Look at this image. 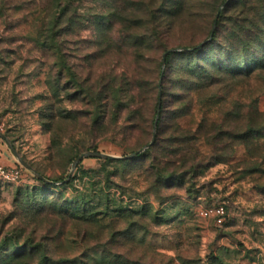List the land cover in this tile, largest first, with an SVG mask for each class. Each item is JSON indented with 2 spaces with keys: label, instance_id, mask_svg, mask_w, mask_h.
I'll list each match as a JSON object with an SVG mask.
<instances>
[{
  "label": "rangeland",
  "instance_id": "1",
  "mask_svg": "<svg viewBox=\"0 0 264 264\" xmlns=\"http://www.w3.org/2000/svg\"><path fill=\"white\" fill-rule=\"evenodd\" d=\"M239 1L0 0V133L32 168L0 138L24 171L0 181V264H264V68L213 66L241 48V25L264 59L248 24L263 0ZM218 12L199 53L209 72L191 74L181 53L204 45ZM124 86L128 101L114 95ZM151 131L149 151L124 159ZM88 151L122 162L84 157L71 172ZM218 205L222 224L199 216Z\"/></svg>",
  "mask_w": 264,
  "mask_h": 264
},
{
  "label": "trees",
  "instance_id": "2",
  "mask_svg": "<svg viewBox=\"0 0 264 264\" xmlns=\"http://www.w3.org/2000/svg\"><path fill=\"white\" fill-rule=\"evenodd\" d=\"M226 2L227 1H224L222 3V6H224V4ZM241 3H243V2H240L239 0H234L232 5L234 7L235 6L238 7V6H240ZM227 5L228 4H226L225 6H227ZM61 8L60 9L58 8V10L60 11V14L63 15L64 11H65V8H62V9ZM260 8H261V12L258 15H256L257 16V18H256L257 22H255V16H252L248 20V24L250 25V27L254 26V28L257 30V33H258V36H259L258 37V41H259L258 47H261L263 42H264V0H263V6L261 4ZM31 16H33V15H31ZM221 17H222L221 16V12H218L216 14L214 22H213V25H215L216 27H215L213 32H212V29H211L210 34L208 36L209 40L202 47L184 48V51L181 54L186 59V62H185V65H184V70L185 71H187V72H189L191 74H206V73L209 72V70L206 69V67H204L203 64L201 63V60H202L203 56L199 55V53H201V52L203 53V51H201V50L202 49H206L215 40L216 35H217V27L219 25V22L221 21ZM58 21H59V17L57 18V20L50 19L48 21L46 30L44 31L46 33V38H49V40L51 41L52 44H53L54 38L56 37L57 33L60 32V31L56 30V25L58 24ZM241 23H243V21H241ZM247 30H248V27H246L244 25L243 26L241 25V26L238 27V31H240V32L242 31L243 32L240 36L238 34V39H239L238 40V45L242 49L240 48V49H237V50H229V51H227L226 54H225L226 61H224V63L222 62L221 53H220L219 60L216 63L215 62L213 63V66H216V67H214L215 70L222 69L223 64L232 62L233 60H236L234 65H232V63H229V65L232 66L233 68L230 67L229 65L225 67L226 69L232 68V73L233 74H236V73H238L240 71L246 72L248 74L253 69V67H251V66L264 68V59L261 56H256L255 54L252 55V52L251 53L249 52L251 41H248V39L246 37V35H247L246 31ZM211 33H212V35H211ZM242 37H243V39H242ZM165 53H167V55L165 57V65H166V68H167V65L169 64V59H170V57L172 55V52L171 51H166V52L163 53V55ZM247 57H248V60L245 59ZM4 65H7V64H4ZM158 76H159V82L160 81L163 82L164 78H165V75L162 73V61H161V63L158 66ZM159 82H158V89L160 90ZM117 89L118 90H116L114 92V95L117 94L118 92H120V93L123 92L125 98H127V101H128V99L129 100L131 99V93L130 92L132 90L129 87L127 88V87L124 86V88H117ZM159 101H160V99H159ZM158 108L160 109L159 106H158ZM47 110L50 112L49 113L50 115H49V118H48L49 121H47V122L55 120L57 118V115H56V113L54 111V103H51V102L48 103ZM141 118L142 119L144 118V111H142V113H141ZM154 124L157 127L158 124H159V121H157L155 123L153 121V124H152L153 127H154ZM46 126H48V125L46 124ZM153 133L154 132L151 131L152 135H153ZM148 151H149V149H147L146 151H144L142 154H140L138 156L145 155V153L148 152ZM130 160H134V158H132ZM112 161L122 162L119 159L112 160ZM16 167L21 168L20 166H16ZM38 181L41 182L42 184L50 187V188H56L54 186L55 183H51L50 181L49 182H45L44 180H39V179H38ZM71 181H72V178H68L67 180L66 179H61L59 182H61L62 186H66V185H70ZM60 190H62V188H60ZM40 264H43V261H40Z\"/></svg>",
  "mask_w": 264,
  "mask_h": 264
},
{
  "label": "water",
  "instance_id": "3",
  "mask_svg": "<svg viewBox=\"0 0 264 264\" xmlns=\"http://www.w3.org/2000/svg\"><path fill=\"white\" fill-rule=\"evenodd\" d=\"M227 4V2L224 4V6ZM214 31V27H213V30L212 32ZM212 35V33H211ZM209 40V39H208ZM207 40V41H208ZM207 41H205L203 44H205ZM167 53H165L163 56H162V72H164L165 70V57H166ZM159 84H161V81L159 82ZM0 138L5 141V143L7 144V146L9 147L10 151L12 152V154L17 158L18 162L22 165V167H24L26 170H30L32 171V168L29 167L25 161H23L19 155L17 154V152L15 151L13 145L10 143V141L8 140V138L3 135L2 133H0ZM155 138H156V133L154 132L153 135H152V138H151V141L146 144L144 147H142L141 149H139L138 151L124 157V159H132V158H135L137 157L138 155L142 154L144 151H146L147 149H149L154 141H155ZM84 157H94V158H101V159H106V160H111V159H118V157H113V156H110V155H106V154H102V153H98V152H93V151H88L86 153H83L81 155H79L72 163V166H71V172L76 168L77 164L84 158ZM37 177L41 180H45L41 175H37Z\"/></svg>",
  "mask_w": 264,
  "mask_h": 264
},
{
  "label": "built area",
  "instance_id": "4",
  "mask_svg": "<svg viewBox=\"0 0 264 264\" xmlns=\"http://www.w3.org/2000/svg\"><path fill=\"white\" fill-rule=\"evenodd\" d=\"M24 179V171L22 168L13 166L9 167L3 164L0 154V181L9 184H16ZM226 209L222 205H218L212 210H201L199 216L203 218L213 217L217 224H222L226 217Z\"/></svg>",
  "mask_w": 264,
  "mask_h": 264
},
{
  "label": "crops",
  "instance_id": "5",
  "mask_svg": "<svg viewBox=\"0 0 264 264\" xmlns=\"http://www.w3.org/2000/svg\"><path fill=\"white\" fill-rule=\"evenodd\" d=\"M0 151L2 152L1 155H2L3 164L9 167L15 166L14 162L11 159H9V157L7 156L6 151L1 143H0Z\"/></svg>",
  "mask_w": 264,
  "mask_h": 264
}]
</instances>
